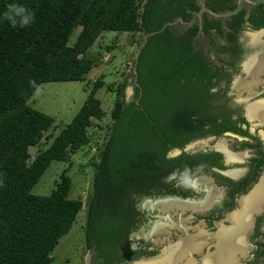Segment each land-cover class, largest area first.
I'll return each mask as SVG.
<instances>
[{
  "label": "trees",
  "instance_id": "16d2710c",
  "mask_svg": "<svg viewBox=\"0 0 264 264\" xmlns=\"http://www.w3.org/2000/svg\"><path fill=\"white\" fill-rule=\"evenodd\" d=\"M184 1L0 0V264L51 263L55 248L84 206L81 197L69 198L72 182L66 173L72 157L91 146L89 130L94 124L104 131L97 153L101 156L90 161L96 167L90 217H102L96 227L98 244L113 240L109 232L114 222L108 217H124L112 201L117 203L115 194L128 175L126 170L130 173V166L142 165L148 157L152 165L157 158L161 170L169 168L171 162L164 159L167 143L179 142L171 135L175 133L171 115L185 105L189 86L201 83L206 71L201 53L191 45L196 25L178 35L168 26L148 37L135 65L136 77L133 70L130 75L136 78V88L135 100L129 103L124 100L125 76L119 84L106 85L104 76L89 81L83 87L87 93L83 104L55 134L54 119L28 101L43 83L84 82L91 69L102 64L98 56L86 54L103 33L127 34L128 50L135 45L137 50L146 34L159 31L178 16L187 19ZM9 4L33 12L32 23L13 27L3 17ZM189 6L194 11L198 8L194 0ZM227 7L232 10L235 5L230 2ZM241 17L239 12L231 18L239 24ZM250 21L256 23L252 17ZM260 22L256 26H264ZM115 46L112 41L106 50ZM105 85L114 93L109 112L97 97ZM43 141L49 142L46 147L41 146ZM33 147L37 149L34 155ZM52 162H67L68 168L59 174L48 195L32 194ZM108 177L109 212L102 200Z\"/></svg>",
  "mask_w": 264,
  "mask_h": 264
},
{
  "label": "flooded vegetation",
  "instance_id": "af4514ba",
  "mask_svg": "<svg viewBox=\"0 0 264 264\" xmlns=\"http://www.w3.org/2000/svg\"><path fill=\"white\" fill-rule=\"evenodd\" d=\"M238 1L194 0L196 11L184 1L188 18L178 16L169 27L175 35L198 27L191 45L206 71L171 115L179 142L167 143L169 168L148 157L126 170L112 201L124 217H108L113 240L98 244L102 217H90L91 165L89 179L82 178L90 184L85 217L51 263L72 264L74 257L77 264H264V60H257L264 58V37L256 44L249 37L264 33L256 26L264 3L244 2L239 24L232 16L197 15L231 11L227 6ZM135 77L126 103L135 100ZM105 184L109 212V177Z\"/></svg>",
  "mask_w": 264,
  "mask_h": 264
},
{
  "label": "rangeland",
  "instance_id": "374dc122",
  "mask_svg": "<svg viewBox=\"0 0 264 264\" xmlns=\"http://www.w3.org/2000/svg\"><path fill=\"white\" fill-rule=\"evenodd\" d=\"M128 40L127 34L119 35L115 32L103 33L93 44L86 54L87 57H96L102 59L101 65L94 66L91 71L86 75L84 82H47L39 86L33 96L29 99L28 104L34 109L51 116L54 119L53 128L55 134L68 124L74 115L77 113L81 105L83 104L87 93L83 90L84 84L89 81H94L101 76H104L103 80L106 85L115 82L119 84L124 81V96L127 98L130 95L128 90L132 85V70L136 50V45L130 47L128 50L126 44ZM112 41L116 42L114 49L107 51L106 46H109ZM125 76V77H124ZM106 85L99 90L97 97L101 100L102 108L109 112L112 108L114 93H110L106 89ZM115 86L111 87L114 88ZM105 122H100V125L104 126ZM89 133L93 135L92 144L84 148L81 152L74 155L71 159V165L68 168L67 162H52L49 168L45 171L39 182L32 190V194L35 195H48L54 188L55 181L59 179V174L68 168L67 175L70 177L72 185L69 192V198L77 199L79 197L85 202V195L87 188L89 187V180L83 181V179H89V169L91 167V160L94 155L100 151L103 143L102 129L94 124L93 128L89 130ZM49 142L43 141L42 147H46ZM36 147L31 148V154L36 153ZM85 171V172H83ZM84 177V178H83ZM83 178V179H82ZM84 208V207H83ZM85 217V210L82 209L77 216V221L73 225L70 232L63 237L58 246L55 248L53 254L58 259V252L65 247L67 239L75 233L77 226L81 223V219ZM72 264H77L74 257H72ZM55 261L51 264H57Z\"/></svg>",
  "mask_w": 264,
  "mask_h": 264
},
{
  "label": "clouds",
  "instance_id": "9594fccd",
  "mask_svg": "<svg viewBox=\"0 0 264 264\" xmlns=\"http://www.w3.org/2000/svg\"><path fill=\"white\" fill-rule=\"evenodd\" d=\"M3 17L9 21L13 27H26L34 20V13L22 5L9 4ZM34 83V82H31Z\"/></svg>",
  "mask_w": 264,
  "mask_h": 264
},
{
  "label": "water",
  "instance_id": "95a60500",
  "mask_svg": "<svg viewBox=\"0 0 264 264\" xmlns=\"http://www.w3.org/2000/svg\"><path fill=\"white\" fill-rule=\"evenodd\" d=\"M244 2H247L249 4H252V5H256V4H259V3H264V0H239L235 9L231 10V11H227V12H214L212 10H209V9H203L202 11H200L197 15L198 17L201 18V15L204 11H207L209 12L210 14H212L213 16L215 17H218V18H226V17H230V16H233L235 14H237L241 8H242V5ZM172 23L168 22L166 23L159 31H156V32H152V33H148L146 34L144 37H143V42L142 44L140 45V47L138 48L136 54H135V57H134V63H133V72L136 76V70H135V65H136V62H137V59H138V56H139V53H140V50L142 49V47L144 46V44L146 43L148 37L154 35L155 33L157 32H160V31H163L165 28H167L169 25H171ZM136 79V78H135Z\"/></svg>",
  "mask_w": 264,
  "mask_h": 264
},
{
  "label": "bare ground",
  "instance_id": "6f19581e",
  "mask_svg": "<svg viewBox=\"0 0 264 264\" xmlns=\"http://www.w3.org/2000/svg\"><path fill=\"white\" fill-rule=\"evenodd\" d=\"M251 38V41L253 44H256L258 42V40L260 39V37H264V33H259V34H254V35H250L249 36ZM257 60H261L263 61L264 58H261V59H257ZM258 62V61H256ZM264 64V63H263Z\"/></svg>",
  "mask_w": 264,
  "mask_h": 264
}]
</instances>
